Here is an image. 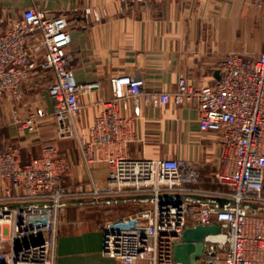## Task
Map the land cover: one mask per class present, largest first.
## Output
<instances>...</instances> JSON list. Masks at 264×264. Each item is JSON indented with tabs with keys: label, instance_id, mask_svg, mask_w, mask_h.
Returning a JSON list of instances; mask_svg holds the SVG:
<instances>
[{
	"label": "built area",
	"instance_id": "2783aa9c",
	"mask_svg": "<svg viewBox=\"0 0 264 264\" xmlns=\"http://www.w3.org/2000/svg\"><path fill=\"white\" fill-rule=\"evenodd\" d=\"M70 44L64 14L49 16L30 6L6 28L0 19V101L6 97L13 105L20 103L23 85L34 72H51L52 112L28 107L23 117L14 112L16 122L36 132L51 115L57 138H72L84 163L106 165L107 183L91 190L75 180L67 184L72 169L54 142L44 144L28 162L12 145L0 146V178L6 182L0 195V264H55L57 217L70 200L90 196L92 203L110 206L118 197L133 195L145 197L136 199L130 212L106 216L101 225V253L116 264H181L174 259V244L183 230L209 224H217L220 232L205 237L197 264H264V27L254 58L227 55L212 85L196 86L180 76L170 96L177 106L196 109L200 130L219 134L214 177L226 190L216 192L197 187L199 171L192 161L129 155L140 102L154 100L138 74L112 78V96L97 101L100 108L92 123L76 126L75 118L83 112L81 94L100 83L76 81L68 63ZM186 194L227 202L220 206ZM35 236L42 239L20 244Z\"/></svg>",
	"mask_w": 264,
	"mask_h": 264
},
{
	"label": "crops",
	"instance_id": "0c3cea01",
	"mask_svg": "<svg viewBox=\"0 0 264 264\" xmlns=\"http://www.w3.org/2000/svg\"><path fill=\"white\" fill-rule=\"evenodd\" d=\"M30 6L49 16L66 15L71 37L68 63L76 81L100 83L98 89L81 94L83 112L75 118L77 127L90 125L100 108L97 101L112 96V78L138 74L144 80L143 90L154 95V100L140 102L129 155L192 161L199 171L198 188L226 190L214 177L219 134L200 130L196 109L177 106L170 96L180 76L196 86L212 85L227 55L254 58L262 45L264 4L254 0H0L4 28ZM51 78V72L36 70L23 85V101L13 105L2 98L0 146L12 145L20 151L22 161L28 162L40 155L44 144L54 142L59 156L72 169L65 178L67 184L75 180L88 190L103 187L107 183L106 165L84 163L72 138H57L51 115L39 122L36 132L16 122L14 112L23 117L28 107L52 112L48 94ZM5 185L0 178V195ZM99 202L94 204L92 197L85 196L70 200L59 212L55 264H116L115 258L101 253V225L106 216L130 212V204H137V200L118 199L110 206Z\"/></svg>",
	"mask_w": 264,
	"mask_h": 264
},
{
	"label": "water",
	"instance_id": "95a60500",
	"mask_svg": "<svg viewBox=\"0 0 264 264\" xmlns=\"http://www.w3.org/2000/svg\"><path fill=\"white\" fill-rule=\"evenodd\" d=\"M184 196H189L200 200H215L220 206L227 202V199L213 195L186 194ZM142 197L145 196H128L130 199H138ZM117 199H123V197H118ZM219 232L220 227L217 224L198 225L195 227L185 228L181 234V241L174 244V259L181 264H197V258L203 253V240L205 237L207 235H214ZM41 239L42 236H35L29 240L20 242V244L26 245Z\"/></svg>",
	"mask_w": 264,
	"mask_h": 264
},
{
	"label": "rangeland",
	"instance_id": "374dc122",
	"mask_svg": "<svg viewBox=\"0 0 264 264\" xmlns=\"http://www.w3.org/2000/svg\"><path fill=\"white\" fill-rule=\"evenodd\" d=\"M136 205H137L136 203H131L130 204V208H132L131 211L135 208Z\"/></svg>",
	"mask_w": 264,
	"mask_h": 264
}]
</instances>
